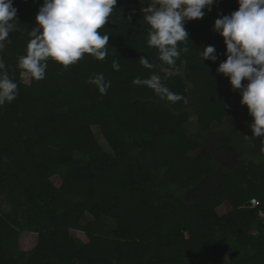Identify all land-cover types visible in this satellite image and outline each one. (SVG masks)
Masks as SVG:
<instances>
[{
    "label": "trees",
    "instance_id": "trees-1",
    "mask_svg": "<svg viewBox=\"0 0 264 264\" xmlns=\"http://www.w3.org/2000/svg\"><path fill=\"white\" fill-rule=\"evenodd\" d=\"M43 2L13 0L16 27L0 50V71L17 84L15 99L0 105L3 215L11 204L0 214V264H264V137H253L239 90L216 71L226 45L214 22L238 10L237 0H216L202 19L186 22L189 38L178 47L188 51L177 60L189 85L164 75L183 97L177 102L157 94L140 100L150 88L133 83L170 67L155 66L137 44L147 42L150 25L142 11L149 5L136 0H116L110 15L123 18L126 35L111 21L98 30L109 35L103 60L86 53L65 67L49 58L44 78L22 86L18 57L27 54ZM209 45L216 62L200 55ZM98 74L106 92L88 82ZM148 104L154 115L143 117ZM241 115L243 128L232 129L230 117ZM93 126L111 152L94 140ZM229 148L241 158L225 164Z\"/></svg>",
    "mask_w": 264,
    "mask_h": 264
},
{
    "label": "clouds",
    "instance_id": "clouds-1",
    "mask_svg": "<svg viewBox=\"0 0 264 264\" xmlns=\"http://www.w3.org/2000/svg\"><path fill=\"white\" fill-rule=\"evenodd\" d=\"M215 3L216 0H152L142 9L150 25L147 44L158 50L161 62L175 64L181 54L178 43L189 38L186 22L202 19L205 9L210 12ZM237 3L238 10L214 22L213 31L224 38L226 45V60L219 63L216 71L229 79L233 90H239L240 103L247 106L253 118L250 125L253 137L259 138L264 137V0H237ZM114 7L116 0H44L29 33L27 54L18 57L21 74L43 79L49 58L65 67L76 63L86 53L103 60L109 35H102L98 30L108 23ZM16 14L13 0H0V50L4 49L5 41L11 43L7 38L15 30ZM182 51L187 52V47ZM200 55L203 61L218 60L216 48L211 45L204 47ZM139 60L146 68L154 67L145 57ZM113 67L119 70L117 62H113ZM4 68L0 58V70ZM88 82L95 83L102 93L106 92L103 74ZM133 83L149 87L170 102L183 99L166 87L155 73L145 79L137 77ZM16 90L17 84L7 72L0 71V105L14 100Z\"/></svg>",
    "mask_w": 264,
    "mask_h": 264
},
{
    "label": "rangeland",
    "instance_id": "rangeland-1",
    "mask_svg": "<svg viewBox=\"0 0 264 264\" xmlns=\"http://www.w3.org/2000/svg\"><path fill=\"white\" fill-rule=\"evenodd\" d=\"M136 2L137 3H146V4H150L151 2H152V0H136ZM109 21H111L113 24H114V26H115V29H122V24H123V18H121V19H118V17L117 16H110L109 17ZM125 28H124V26H123V29H122V33L124 34V35H126V32H125V30H124ZM142 36V35H141ZM140 36V37H141ZM146 37V39H148V35H146L145 36ZM132 39H134V38H132ZM137 39V44H139V46H140V48L141 49H143V48H147V50L151 53V54H153V57H152V62L151 63H153V64H155V66H157V67H166V68H163V73L164 74H162L160 77H161V80H165V74L167 73V74H169L170 75V73H173V74H178L183 80H184V82L185 83H187L188 85H189V83H188V81L186 80V75H185V73L187 72V69H186V63H185V61L184 60H182L181 61V64L183 65V67L184 68H182V72L180 71L181 70V68H179L180 67V60H179V62H178V60L176 59V62H175V64L174 65H170V67L168 68L166 65H164V63L163 62H161L160 60H159V53H158V50L155 48V47H149L148 46V44H147V42L146 43H142V40L139 38H136ZM182 49H181V54H182ZM113 54L115 55V52H113ZM181 54H180V56L179 57H181ZM117 55H115V57H116ZM178 57V58H179ZM202 58H200V60H201ZM164 65V66H163ZM22 73V72H21ZM20 73V75L18 76V80H19V82H20V84L22 85V86H25V87H28V88H30L31 86H33L36 82V79H33V78H31L30 76H28V75H22ZM132 74V73H131ZM16 78V77H15ZM118 80L119 79H124V80H126V77L125 76H117L116 77ZM133 79H135V77L133 76ZM110 80V79H109ZM128 80V79H127ZM187 81V82H186ZM164 82H166V80L165 81H162V83L164 84ZM170 82V84H175L176 83V80H174V78L173 79H169V81L167 82V83H169ZM242 83H246V81H242ZM172 87V86H171ZM142 95H141V99L140 100H142L143 99V96L144 97H148V98H151L152 100H153V98L155 97V92H154V90H152V89H149L148 91H142V93H141ZM41 97V96H40ZM42 100H40V101H42V105H44L45 104V101H44V94L42 95ZM162 100H166V99H162ZM144 102H146L147 100L146 99H144L143 100ZM44 109H46V108H44ZM139 109V108H138ZM137 108L136 109H134V110H132V111H137L138 110ZM154 109H155V107L153 106V108L151 107V104H148V106L146 107V110H145V112H142L141 114L143 115V117L145 116H147V117H150V114H153L154 115ZM46 110H48V109H46ZM131 118V116H128V118ZM138 118H140L139 116L137 117V119ZM152 119H156L155 117H152ZM230 119H232L231 117H230ZM138 121V120H137ZM243 128V123L241 124V126L238 128L239 130H241ZM46 129V131H44L45 132V134L48 132V129L47 128H45ZM91 132H92V135H93V138H94V140L97 142V144L98 145H100L103 149H105L106 151H109V152H111V149H110V147L108 146V143L106 142V140H105V138H104V135H103V132H102V129L100 128V127H98V126H93L92 128H91ZM240 156H238L234 161H237V160H240ZM247 158H249V157H245L244 159L245 160H248ZM149 161H150V159H148ZM5 166H6V163H5V161H3L2 162V164H1V168H0V172H2V173H4V171L3 170H5ZM99 168H102V165L101 166H99ZM70 199V198H69ZM70 200H72V199H70ZM73 201V200H72ZM71 201V202H72ZM3 206V205H2ZM4 208L7 210V212H9L10 211V209H11V204L9 203V204H7V205H4ZM5 209H3L2 211H5ZM223 211H224V213H227V212H229V210H230V208H229V206H226V207H224L223 209H222ZM6 212V213H7ZM65 212V211H64ZM6 213L3 215L2 213H1V211H0V214H2V216H5L6 215ZM88 217L90 218V215H88ZM12 220V219H11ZM78 237H80L81 239H83V240H85V238H84V236H83V234H79L78 235ZM26 241H25V244L27 245L28 244V239H25ZM30 241V240H29ZM31 243H29L28 245H30ZM27 245V246H28Z\"/></svg>",
    "mask_w": 264,
    "mask_h": 264
},
{
    "label": "flooded vegetation",
    "instance_id": "flooded-vegetation-1",
    "mask_svg": "<svg viewBox=\"0 0 264 264\" xmlns=\"http://www.w3.org/2000/svg\"><path fill=\"white\" fill-rule=\"evenodd\" d=\"M244 122V118L242 117V115H241V117H237V118H233V119H231V124H232V129H238L240 126H241V124ZM230 149V148H229ZM229 149H227V150H229ZM227 150H224V151H227ZM239 155H237V154H232V155H230L229 157H228V162L230 163V162H233L237 157H238ZM227 162H225V164H226Z\"/></svg>",
    "mask_w": 264,
    "mask_h": 264
},
{
    "label": "crops",
    "instance_id": "crops-1",
    "mask_svg": "<svg viewBox=\"0 0 264 264\" xmlns=\"http://www.w3.org/2000/svg\"><path fill=\"white\" fill-rule=\"evenodd\" d=\"M238 130V129H237ZM239 152H238V150L236 149H229V150H227V151H223V152H221V157L223 158V162L225 163V162H228V157L230 156V155H232V154H237V155H239L238 154Z\"/></svg>",
    "mask_w": 264,
    "mask_h": 264
},
{
    "label": "built area",
    "instance_id": "built-area-1",
    "mask_svg": "<svg viewBox=\"0 0 264 264\" xmlns=\"http://www.w3.org/2000/svg\"><path fill=\"white\" fill-rule=\"evenodd\" d=\"M252 205L254 208H256V206L258 205V203L256 201H252ZM259 220L262 223L263 227H264V211H260L258 214Z\"/></svg>",
    "mask_w": 264,
    "mask_h": 264
}]
</instances>
